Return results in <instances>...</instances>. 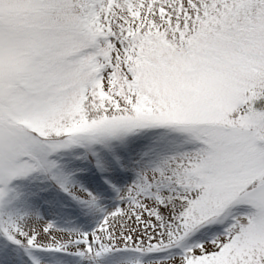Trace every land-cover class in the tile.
I'll return each mask as SVG.
<instances>
[{
  "label": "rangeland",
  "instance_id": "1",
  "mask_svg": "<svg viewBox=\"0 0 264 264\" xmlns=\"http://www.w3.org/2000/svg\"><path fill=\"white\" fill-rule=\"evenodd\" d=\"M3 207L0 264H264V0H0Z\"/></svg>",
  "mask_w": 264,
  "mask_h": 264
},
{
  "label": "trees",
  "instance_id": "2",
  "mask_svg": "<svg viewBox=\"0 0 264 264\" xmlns=\"http://www.w3.org/2000/svg\"><path fill=\"white\" fill-rule=\"evenodd\" d=\"M143 141L146 142L145 139H143ZM131 148H134V147L131 146ZM139 151H140V149H139ZM81 152H82V150L79 149L78 153L80 154V156H82ZM109 155L111 157V160L116 162L117 164L119 163L120 160L124 159V157H125V154H123L119 150L115 151V149L113 151H111ZM89 160H90L89 163H91V161H92V166L80 165L79 163L77 165H73L74 163H72L71 160L65 161V162L61 161L62 162L61 165L67 167V169H64V170H73L74 168L88 167V170H92L93 173L99 174L101 172L102 165H103L101 163V161L99 159L97 160V159L93 158L92 154L89 155ZM171 179H172L171 185L173 186V189H171V190L174 192L176 198L182 199V197L184 195H183V193L181 194L180 187L175 185V183L178 179L176 170H174L173 174L171 175ZM31 182H32V184H30V192L31 193L36 194V193H38V191H42V193L38 195L40 201L50 200L51 197L48 196V194L57 195V193H59L58 197H60V200H62V197L67 199V194L69 192L67 190L63 189L62 187L60 188V187H57L56 185L52 184L53 190H52V188L48 189L47 187L40 189L41 186H40V184H37V183L41 182V180L31 181ZM48 192H50V193H48ZM61 206H63V205L60 203L58 207H61ZM168 208L164 209V210L160 209V208H153L151 211H147L151 215L152 221L147 223L143 227V229L139 228V231H138V233H141L142 237L144 239H147V241L145 243L138 242L132 237L135 241L132 240L131 238H130V241H128L126 239V241H127L126 243H128V246H125L124 248H128L130 245H133L135 242L137 244V246L141 248L139 250L136 249L137 251H142L143 249H146L149 247L150 248L154 247L158 251L162 250V245L164 243L165 244L168 243V242H165V241H167V237H166L167 230L173 226V225L170 226V224H172L173 220L175 219V216H178L177 214H175V212L174 213L170 212L168 210ZM7 211H8V208L6 209L5 207L0 209V228L1 229L3 228L2 226H4V224L6 222H8V219H7L8 217L5 216ZM6 230H4V228H3V230L0 231V239L2 237H6L7 234H11L14 232V229L11 227V224H8L6 226ZM18 238L20 239V243L16 244V246H19L22 249H27V250H31V251H34L35 249H41L40 246H38L35 243H32L31 241H29V239L24 240L23 239L24 236H19ZM23 242H24V244H23ZM42 249H45V248H42ZM46 250H47V248H46ZM46 250H44V251H46Z\"/></svg>",
  "mask_w": 264,
  "mask_h": 264
}]
</instances>
